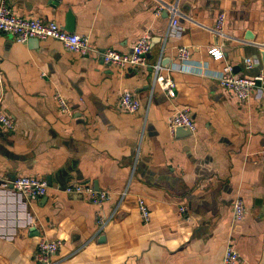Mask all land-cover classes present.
Returning a JSON list of instances; mask_svg holds the SVG:
<instances>
[{
    "label": "crops",
    "instance_id": "crops-1",
    "mask_svg": "<svg viewBox=\"0 0 264 264\" xmlns=\"http://www.w3.org/2000/svg\"><path fill=\"white\" fill-rule=\"evenodd\" d=\"M6 2L19 17L64 29L71 12V34L88 37L99 52L129 54L144 35L152 49L145 65L120 70L59 41L19 43L0 33V112L15 124L0 126V264H37L43 238L61 242L56 264H222L229 244L241 264H264V91L242 102L216 78L227 66L237 76L264 73V0ZM220 13L223 35L213 31ZM180 47L191 60L177 71ZM210 47L225 58L215 61ZM166 61L162 75L174 80L175 99L158 84L153 90V66ZM126 91L142 103L135 114L119 107ZM184 107L197 131L182 138L168 119ZM20 176L49 181L47 196L16 193L11 182ZM73 184L110 192L103 213L112 219L100 234L98 207L63 192ZM237 200L246 214L235 224Z\"/></svg>",
    "mask_w": 264,
    "mask_h": 264
},
{
    "label": "built area",
    "instance_id": "built-area-1",
    "mask_svg": "<svg viewBox=\"0 0 264 264\" xmlns=\"http://www.w3.org/2000/svg\"><path fill=\"white\" fill-rule=\"evenodd\" d=\"M163 10L160 7L157 10L159 15ZM172 23L173 27L178 26L176 19L175 7H172ZM226 14L220 13L217 16L213 31L218 35H223L226 27ZM0 33L9 34L16 38L19 43H27L30 39H38L39 41L55 40L61 42L69 52L79 54L81 56H100L103 63L107 66L116 67L124 70L127 67H139L146 64L147 55L150 53L152 46L150 36L144 35L140 41L134 46L133 51L129 54H123L115 48L109 47L102 52H99L94 47L89 38L78 34H71L63 27L54 21L45 22L41 19L19 17L15 15L13 10L7 5L6 0H0ZM208 54L215 60L221 61L225 58L224 51L218 47H210ZM177 63L175 70L183 69V66L188 64L191 60V50L187 47H180L176 52ZM253 68L251 59L246 60V70ZM164 69L161 62L153 66V75L155 85L158 84L160 88L165 91L169 98L175 99L176 84L174 80L168 75H162ZM220 86L228 91H231L242 102L250 99L252 93L255 91H264V73L261 72L258 76L249 78L246 76H237L231 66H227L224 71L216 77ZM60 102L63 112L70 113L71 107L60 95H56ZM119 107L122 111L128 114L137 113L142 107L141 101L136 98L131 92L126 91L120 96ZM0 126L5 130L12 131L15 129L13 120L4 113L0 112ZM168 126L171 131H175L178 127H183L195 134L197 131L196 124L193 120L189 108L184 107L177 113L169 117ZM264 159V152L262 153ZM12 183V189L31 201L40 200L47 196L50 185L46 179H37L27 176L17 177ZM63 192L68 195H76L86 197L88 201L98 207L97 212V226L98 234H100L111 221V217H106L103 213L104 204L110 199V192L105 190H96L92 186L82 184H73L66 186ZM125 194V193H124ZM139 210L142 219L145 223L151 220L149 207L144 198L138 199ZM182 216L187 215V208L180 207ZM246 214V208L242 200H237L233 205V222L238 224L243 221ZM61 246L60 241H53L47 238L40 240L35 253V261L37 264H56L53 257L57 254ZM242 258L240 253L229 244L225 250L222 264H241Z\"/></svg>",
    "mask_w": 264,
    "mask_h": 264
},
{
    "label": "water",
    "instance_id": "water-1",
    "mask_svg": "<svg viewBox=\"0 0 264 264\" xmlns=\"http://www.w3.org/2000/svg\"><path fill=\"white\" fill-rule=\"evenodd\" d=\"M65 28H66L65 30L67 32H69V33H73L74 32V17H73V15H72L71 12H69L67 14V24H66V27ZM29 41H30V43H32L34 45H37L39 43V40L38 39H30ZM261 56H262L263 61H264V51L261 52ZM162 65H163V67H166V68H169V66H170L167 61L165 63H162ZM175 132H176V135L177 136H180L182 138L183 137H189V136L192 135L191 131H189L188 129H185L183 127H178L175 130ZM48 180H49V178H48ZM48 183H49V181H48Z\"/></svg>",
    "mask_w": 264,
    "mask_h": 264
}]
</instances>
